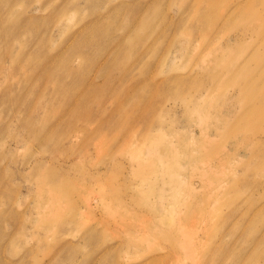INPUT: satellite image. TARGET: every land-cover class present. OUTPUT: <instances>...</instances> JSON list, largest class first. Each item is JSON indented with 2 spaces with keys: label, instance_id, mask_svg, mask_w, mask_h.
Segmentation results:
<instances>
[{
  "label": "rangeland",
  "instance_id": "1",
  "mask_svg": "<svg viewBox=\"0 0 264 264\" xmlns=\"http://www.w3.org/2000/svg\"><path fill=\"white\" fill-rule=\"evenodd\" d=\"M191 1L0 0V264H264V227L243 232L264 221V148L245 140L264 101L241 97L264 80L235 72L264 69V36H241L264 19L211 11L194 32ZM136 4L159 13L122 45Z\"/></svg>",
  "mask_w": 264,
  "mask_h": 264
},
{
  "label": "bare ground",
  "instance_id": "2",
  "mask_svg": "<svg viewBox=\"0 0 264 264\" xmlns=\"http://www.w3.org/2000/svg\"><path fill=\"white\" fill-rule=\"evenodd\" d=\"M221 2L224 4L223 5L224 10H223L222 14H221V11L218 10ZM188 5H190L187 8L188 12H192L191 15L189 16V18L192 21L194 32H197L198 29H200V33L203 32L204 29L202 26L205 25V24H203V20L206 19V17L209 14H211L210 13L211 11H214L212 15L215 16L216 18L220 19V15H223V18H226L228 20H233V18L240 17V18H242V20L245 21V23L249 22L250 19L252 18V16L257 18V17H260V15H261V17H263V19H264V0H192L191 2L188 3ZM213 5H216L215 8H217L218 12H216ZM135 6H136V11L134 12L135 16L127 18L126 23L123 24L124 29H125V31H127V33H125L122 36L123 37V39L121 41V42H123L122 45H124L126 43V40H125L126 35L128 34L131 27L134 26L135 23L140 24L142 21H146L145 20L146 18L148 19L147 22H149L151 19H153V17L155 15H157L159 13L158 11L155 13L152 5H148L149 8L148 9L146 8L145 13H143L141 15V9H140L141 5L136 4ZM184 11H185V8L183 7L180 13L183 14L182 12H184ZM256 13H258V14H256ZM180 20H182V17L180 18ZM110 29L112 30V28H110ZM108 33H110V31ZM252 33H254L257 37L264 36V33L255 32L254 30H252L250 28H246L245 30H243L241 33V36L243 37L245 35H252ZM235 72L239 73V74H242L243 72H247V75H252V76L257 75L264 80V76H263L264 75V69L261 70V72L260 71L255 72V70L253 68H251L250 65L246 66V63L244 65H242L240 68H237ZM213 77H214V75L211 76V78H213ZM170 78H172V77H170ZM176 81H180L182 84L181 88H184L183 87L185 84L184 80L176 79ZM242 87H243V89H242L243 93H242L241 97H243L246 100V103L247 102L253 103V105L248 107V112L253 114L255 112L256 108L259 105H261L262 102L264 101V92H263L264 85L260 84L259 80H256L253 78L251 81H245ZM212 88H213V86H211L208 90H211ZM238 96L240 97V93L237 95V97ZM233 100H235V99H233ZM234 102L235 101H233V103ZM63 104L65 105V103H63ZM62 107H65V106H62ZM245 108L246 107H244V109ZM73 110L75 111V109H73ZM87 115H89V113H87ZM15 121L17 122V120H15ZM23 128H25V127H23ZM262 133H263V135H261L258 132H254V135H252L250 137L245 136V140L247 142H249V141L252 142L253 143V149H257L260 151L262 148H264V131ZM259 196H260V194H259ZM184 219L189 221L192 218L187 217ZM232 219H233L232 215L228 214L226 217H223L221 220L225 224L228 223L227 221H229V224H230V220H232ZM246 221H247V218L245 216H242L236 220L234 226H241L242 227ZM187 223L188 222H185V221H179L178 226H177L178 230L176 229V234H177L178 239L180 240V246H181L180 248L185 251V255L192 257V255L194 254L193 251L195 250V246H196L193 244L196 242V241H193V238H194L193 235L195 232L193 229H190L188 227ZM190 223L192 224L193 222H190ZM212 224H214V221H212V220H210V221L207 220L206 223L205 222L203 223L202 229L207 234L208 237L214 235V233H211L214 231V226H212ZM248 225L245 228L242 227L244 229L243 232H245V230L250 228V231H253L255 233V232L263 230L262 227H264V221H263V224L261 226H258L254 222L250 226H248ZM242 237L243 238L240 240V242H237V244L241 247H243V245L249 246L250 244H254V242H255V241H252L250 236L247 238L243 234ZM262 238H263V235H262L261 239ZM92 243L89 242V244H92ZM262 243L263 242H261L260 240H256L255 251H254L252 257L250 258V261L254 260V259L258 260L259 258H261V255L264 252ZM162 248H164V247H162ZM217 250L219 251V254L222 258H226V256H225L226 249L223 250L222 248H220ZM217 250H214V253ZM116 260H118V256H117V258L116 257L113 258V261H116ZM242 260H245V262H248V258L245 257L243 249L241 248L238 250L237 254L235 255L234 262L235 263L242 262ZM180 264H182V263H180Z\"/></svg>",
  "mask_w": 264,
  "mask_h": 264
}]
</instances>
